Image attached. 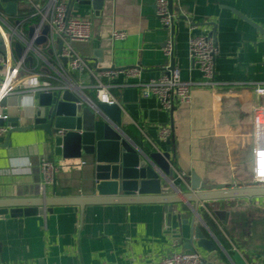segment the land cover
<instances>
[{"label":"crops","instance_id":"0c3cea01","mask_svg":"<svg viewBox=\"0 0 264 264\" xmlns=\"http://www.w3.org/2000/svg\"><path fill=\"white\" fill-rule=\"evenodd\" d=\"M156 2L102 0L98 13L89 5L73 7L72 15L93 21L92 38L74 42V48L95 71L142 68L139 77L120 72L108 79L123 110L121 129L145 152L171 148L174 181L182 191H189L186 177L192 170L208 184L231 187L250 182V108L258 103L257 96L242 89L196 87L189 106L167 110L157 96L145 97L141 87L133 83L157 78L170 66L163 47L171 36L175 42L174 71L184 80L199 79L200 72L189 57L188 41L192 35L211 34L218 47L217 79L264 80V0H173V9L178 13L174 32L161 23ZM115 31L126 35L116 38ZM74 77L94 81L88 72H76ZM23 99L11 95L4 103L8 116L20 115V124L26 125L30 120L24 118V113L33 112L37 104ZM163 126L171 128L165 139L160 136ZM46 138L42 129H30L13 132L10 143L0 142L1 199L19 205L34 204L45 193L53 196L56 185L71 189L73 195L96 194L92 158L88 155L75 158L86 161L84 165L60 169L54 182L41 190V160H66L52 154ZM182 173L184 179L180 177ZM167 207L159 202L57 205L44 214L2 217L0 264H149L172 252L187 250L185 242L194 225L220 246L213 252L193 247L201 252L204 264H234L229 254L237 250L248 262L264 260V196L174 204L170 217ZM224 210L228 217L222 214ZM204 214L226 238L228 249L207 224ZM251 255L255 257L249 261Z\"/></svg>","mask_w":264,"mask_h":264},{"label":"built area","instance_id":"2783aa9c","mask_svg":"<svg viewBox=\"0 0 264 264\" xmlns=\"http://www.w3.org/2000/svg\"><path fill=\"white\" fill-rule=\"evenodd\" d=\"M20 2L21 0H17V13L14 15L0 9V36L6 47L4 51L0 49V118L3 120L8 118L4 100L11 95L33 103L40 93H62L71 90L78 94L80 102L90 105L97 102L113 104L117 103V99L111 92L112 84L108 79L120 72L132 77L142 74L140 66L123 70H94L89 60L78 53L73 45L74 42H86L92 38L93 21L90 17L72 15L70 0ZM156 14L166 28H172L178 18V13L170 10L168 0H157ZM125 35L122 31L113 32L116 38H123ZM41 38L44 40L38 42ZM16 43L22 46L20 55L15 52ZM188 49L191 61L200 72L199 79L184 80L167 65L159 77L133 84L141 87L145 97L152 94L157 96L167 110L189 106L193 102V89L196 87L222 88L229 91L242 89L257 96L258 103L250 108L253 142L251 180L240 186H264V80L229 82L217 79L215 58L218 47L215 40L208 35L190 36ZM163 50L168 59L174 55L173 36L166 40ZM76 72H88L93 75L94 81L89 83L76 78ZM92 93L94 95H91ZM8 129L6 124L0 125V136H4ZM170 134L169 126L161 128L162 138L165 139ZM85 163L86 161L80 159H66L63 162L42 159L39 165L41 190L45 191L47 185L54 182L60 169L81 167ZM180 177L184 179L185 174H180ZM248 263L264 264V260L258 258ZM100 264L114 263L103 261ZM149 264H204V258L200 251L191 248L172 252L158 262Z\"/></svg>","mask_w":264,"mask_h":264},{"label":"water","instance_id":"95a60500","mask_svg":"<svg viewBox=\"0 0 264 264\" xmlns=\"http://www.w3.org/2000/svg\"><path fill=\"white\" fill-rule=\"evenodd\" d=\"M170 10L173 0H168ZM102 0H70V10L81 5L92 6L95 13L102 7ZM0 9L17 13V0H0ZM243 19L253 26L262 29L255 22L235 10ZM185 17V16H184ZM171 30L174 32L175 24ZM210 36H213L211 34ZM44 38L38 40L42 42ZM60 43L59 47L61 48ZM18 55L22 52L20 43L15 44ZM65 61V59H64ZM170 68H175V58L167 59ZM37 107L32 112L24 113L30 122L20 124V115L0 118V125H7L8 132L0 136V142L10 143L13 132H24L30 129H42L46 141L56 157L65 159L91 156L93 164V182L95 195H73L71 189L55 186L53 196L38 198L34 204H18L12 200L0 198V218L10 215H38L52 212L57 205H76L84 207L100 203L159 202L167 204L171 215L173 205L191 204L215 200L236 198H253L264 196V186L247 184L244 186L226 187L208 184L201 180L195 171L186 177L189 191H182L174 181L175 171L171 163V148L166 151H143L121 129L122 107L118 103L97 102L94 105L80 102L77 93L65 90L62 93H40L34 99ZM170 143V139L167 140ZM122 193V194H120ZM119 195H123L119 196ZM147 195H157L149 198ZM17 207H21L17 208ZM195 212L197 209L193 208ZM207 252L217 251L218 242L205 234L199 225H194L192 235L186 240V249L193 247ZM234 264H249L240 251L229 254Z\"/></svg>","mask_w":264,"mask_h":264},{"label":"trees","instance_id":"16d2710c","mask_svg":"<svg viewBox=\"0 0 264 264\" xmlns=\"http://www.w3.org/2000/svg\"><path fill=\"white\" fill-rule=\"evenodd\" d=\"M204 218H205L207 224L212 228V230H214L216 235L219 237V239L221 240V242L224 245V247L226 249H228L229 248V243L226 240V238L221 234V232H219V230L216 227V224L212 221V219L208 215L204 214ZM231 254H233V251H231Z\"/></svg>","mask_w":264,"mask_h":264},{"label":"rangeland","instance_id":"374dc122","mask_svg":"<svg viewBox=\"0 0 264 264\" xmlns=\"http://www.w3.org/2000/svg\"><path fill=\"white\" fill-rule=\"evenodd\" d=\"M0 49L2 50V51H4L5 49H6V47H5V44H4V42H3V39H2V37L0 36ZM223 215H225L224 217H228L229 216V214H228V212L227 211H225L224 210V212L222 213ZM249 214V213H248ZM250 215V214H249ZM247 216V217H250V216ZM252 250H254V251H257V249L256 248H254V249H252ZM259 252V251H258ZM255 257V255L254 256H250V258H249V261H251V259L252 258H254Z\"/></svg>","mask_w":264,"mask_h":264}]
</instances>
